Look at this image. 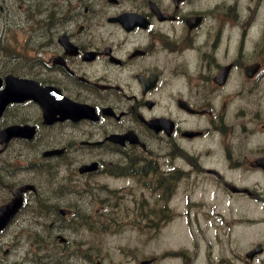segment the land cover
<instances>
[{
	"label": "flooded vegetation",
	"instance_id": "1",
	"mask_svg": "<svg viewBox=\"0 0 264 264\" xmlns=\"http://www.w3.org/2000/svg\"><path fill=\"white\" fill-rule=\"evenodd\" d=\"M5 1L23 17H8ZM252 22L239 0H0V95L8 78L41 98L0 112L3 136L27 130L4 146L0 139V206L21 185L35 186L11 225L36 207L46 212L32 219L57 240L74 210L88 228H137L147 239L178 222L192 235L213 216L229 225L215 209L226 201L213 195L251 199L235 173L264 178V35ZM173 250L161 260L264 257L263 248L252 259L242 251L198 262V245Z\"/></svg>",
	"mask_w": 264,
	"mask_h": 264
},
{
	"label": "rangeland",
	"instance_id": "2",
	"mask_svg": "<svg viewBox=\"0 0 264 264\" xmlns=\"http://www.w3.org/2000/svg\"><path fill=\"white\" fill-rule=\"evenodd\" d=\"M5 2L13 11L8 17L13 15L16 19L19 16L23 17L24 12L17 2L16 4L12 1ZM239 10L242 18L251 14L253 16L251 25L261 28V30L253 29V32L261 31L260 33L264 35V0H239ZM262 56L264 57V52ZM261 107L264 109V102ZM22 169L28 168L24 166ZM235 174L234 177L252 188V199L229 197L228 193L224 192L214 194L213 201L222 203L225 200L227 205L214 203L215 209L228 215L227 223L230 220L236 221L234 219L238 217L243 218L244 222H240L239 225L230 226V223L229 225L223 223L220 226V219L213 216L208 222L199 219L198 224L192 227L195 231L192 235L187 231L184 222H178L160 233L149 232L147 239L137 228H126L119 235L107 229H100L99 225H93L89 229L73 215L72 219L61 227L64 231L60 234L67 238L65 245L58 243L51 229H48L47 222L46 224L44 220L34 222L33 214L39 217L41 215L36 207L26 212L23 221L19 220L16 224L10 225L0 235V264H96L102 259L108 260V257L116 264H138L140 260L147 259L142 256V249L147 250L145 255H149V258L152 256L158 258L155 264H177L175 259L161 260L159 256L164 250H172L180 245H188L192 249L198 245L201 248L198 262H203L205 256L210 255L213 261H217L224 254L225 257L238 255L236 252L248 249L255 242L264 244V223L260 221L264 217V178L261 173L249 170L237 171ZM256 198H260V204L255 201ZM77 211L79 210L73 212ZM106 235L108 236L105 237ZM208 243L211 246H207ZM98 247L101 248L99 252L96 251ZM5 249H8V253L3 256L2 252ZM131 250L135 252L137 260H133ZM136 256L134 259L137 258ZM235 259L231 260L235 261ZM237 261L240 264H248ZM249 264H264V257L262 261L257 259Z\"/></svg>",
	"mask_w": 264,
	"mask_h": 264
},
{
	"label": "water",
	"instance_id": "3",
	"mask_svg": "<svg viewBox=\"0 0 264 264\" xmlns=\"http://www.w3.org/2000/svg\"><path fill=\"white\" fill-rule=\"evenodd\" d=\"M6 84L7 87L5 89V92L0 95V111L2 110L4 105L9 101L24 100L25 98H30L31 96H33V93L30 92L31 90H29V87L26 86L22 80H17V84H15L14 82H10V80L7 78ZM20 129H24V128H17V127L9 128L7 130L6 137L10 138L12 136H22L23 131ZM91 168L93 167L87 169H91ZM29 189H34V187L32 185H23L19 187L14 193L13 198L6 205L0 207V232L4 230L8 222L21 208L23 201V193ZM63 240H64L63 238L60 239V241ZM259 250H260L259 247H257L255 250H253L250 253V255L254 254L255 252H258Z\"/></svg>",
	"mask_w": 264,
	"mask_h": 264
},
{
	"label": "bare ground",
	"instance_id": "4",
	"mask_svg": "<svg viewBox=\"0 0 264 264\" xmlns=\"http://www.w3.org/2000/svg\"><path fill=\"white\" fill-rule=\"evenodd\" d=\"M258 202H260V201H258Z\"/></svg>",
	"mask_w": 264,
	"mask_h": 264
},
{
	"label": "trees",
	"instance_id": "5",
	"mask_svg": "<svg viewBox=\"0 0 264 264\" xmlns=\"http://www.w3.org/2000/svg\"><path fill=\"white\" fill-rule=\"evenodd\" d=\"M49 258V257H48Z\"/></svg>",
	"mask_w": 264,
	"mask_h": 264
}]
</instances>
